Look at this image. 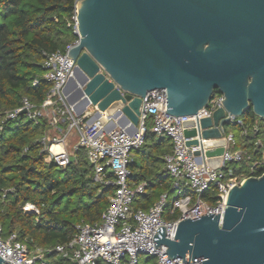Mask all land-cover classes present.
Here are the masks:
<instances>
[{"label": "water", "instance_id": "water-1", "mask_svg": "<svg viewBox=\"0 0 264 264\" xmlns=\"http://www.w3.org/2000/svg\"><path fill=\"white\" fill-rule=\"evenodd\" d=\"M74 14L77 43L67 58L75 68L64 92L72 86L77 96L68 109L93 108L98 118L118 103L109 118L136 130L149 93L163 92L167 115L181 118L218 92L221 107L200 122L203 139H221L247 110L264 122V0H79ZM223 151H207L209 165ZM219 224L209 213L180 221L172 240L160 226L152 240L183 264H264V172L229 189Z\"/></svg>", "mask_w": 264, "mask_h": 264}, {"label": "built area", "instance_id": "built-area-1", "mask_svg": "<svg viewBox=\"0 0 264 264\" xmlns=\"http://www.w3.org/2000/svg\"><path fill=\"white\" fill-rule=\"evenodd\" d=\"M72 20L75 34V14ZM76 43L77 41L68 46L65 53L44 55L41 79L51 85L46 98L39 106L24 98L20 107L0 114V131L7 121H14L20 115L34 123H38L39 119L47 120L50 130L39 142L52 162L65 168L70 163L69 158H75L76 150H84L88 162L94 167L93 180L113 187V194L109 197L108 207L100 224L78 223L74 227L75 233L71 240L54 248L30 249L25 241H17L16 233L4 237L0 226V257L4 264H138V256L144 255L154 258L155 264H183L180 260H169L165 247L155 249L152 238L158 227H165V237L172 240L178 223L184 219L191 220L209 213L219 214L220 226L229 189L245 179L232 176L230 169L226 174L222 171L228 163H238L244 157L249 159L245 152L233 149L236 142L232 133H225L219 140H205L202 137L200 122L210 118L213 112L221 107L222 97H213L209 104L194 116L172 118L165 112L164 93H149L142 99L141 115L133 135L128 134V130L133 128L129 123L124 127H110V118L105 116L106 113L98 118H95V111L74 115L73 107L67 108L64 89L75 68V64L67 58V51ZM38 82V79H35L33 85L36 86ZM23 111L25 113L22 114ZM148 118H151V132L171 142L172 153L163 159L165 170L172 180L171 190L176 192V195H183L172 198L168 205L169 196L164 194L148 210H134L133 199L144 193L145 183L134 185L129 182V155L132 150L142 145ZM63 121L65 127H61ZM185 122H192L193 125L184 126ZM186 130H193L195 135L186 138ZM245 134L246 130H243L240 136ZM72 140L75 142L70 152L67 146ZM187 141H196L197 144L188 147ZM256 145L261 147L260 143ZM218 147H223L224 151L217 157L218 165L213 167L207 162L205 153ZM195 151L200 155L195 156ZM262 153L264 158V149ZM105 173H110L113 179H105ZM211 191L215 192L214 204L207 203L202 197ZM14 192V188L2 190V199ZM21 209L24 213H39L36 206L31 204H26ZM175 215H178L176 219ZM47 256L54 257L52 262Z\"/></svg>", "mask_w": 264, "mask_h": 264}, {"label": "trees", "instance_id": "trees-1", "mask_svg": "<svg viewBox=\"0 0 264 264\" xmlns=\"http://www.w3.org/2000/svg\"><path fill=\"white\" fill-rule=\"evenodd\" d=\"M77 1L0 0V114L20 107L24 98L35 106L44 101L51 87L41 79L44 55L65 53L77 41L72 20ZM35 79L39 81L36 86ZM216 96L220 94L215 92ZM49 130L47 120L34 123L20 115L0 131L2 235L16 233L17 241H25L30 249L68 243L80 222L100 224L114 191L93 180L94 167L82 149L74 152V161L65 168L52 162L39 142ZM243 130L246 134L240 136ZM225 132L235 137L233 149L245 152L249 159L228 163L222 171L226 174L230 169L240 179L260 176L264 172V122L247 110L225 125ZM171 153L170 140L152 133L148 118L142 145L129 155V182L145 183L144 193L133 199L134 210H148L164 194L169 196L168 205L183 195L171 190L172 180L165 170L163 158ZM104 177L113 179L110 173ZM9 188L15 192L2 199V190ZM214 194L203 195V200L214 204ZM26 204L36 206L39 213H24L21 208ZM143 256H138V262ZM47 257L52 262L54 257ZM144 262L155 264V259L146 256Z\"/></svg>", "mask_w": 264, "mask_h": 264}, {"label": "crops", "instance_id": "crops-1", "mask_svg": "<svg viewBox=\"0 0 264 264\" xmlns=\"http://www.w3.org/2000/svg\"><path fill=\"white\" fill-rule=\"evenodd\" d=\"M64 95L66 96V99H67V104L68 105H70L71 103H73L75 100H76V96H77V89H75V88H72V86H69L68 88H67V90H65V92H64ZM75 106V105H74ZM74 106H73V114L74 115H79V113L82 111V106L80 107V106H78V107H76V108H74ZM94 110V109H93ZM93 110L91 109V108H89V109H87L86 111H88V112H93ZM105 116L106 117H110V114L109 113H106L105 114ZM110 121V122H109ZM119 121H121V123H122V119H120ZM118 120H114V122L113 121H111V119H109L108 120V123L110 124V127H112V128H114L115 126H117V127H119L118 125H119V122ZM116 122H117V125H116ZM126 125V124H125ZM124 125V126H125ZM120 127H122L121 125H120ZM134 132H135V130L133 129V128H130L129 130H128V134L129 135H133L134 134ZM74 139H75V137H73ZM164 159V158H163ZM164 161V160H163Z\"/></svg>", "mask_w": 264, "mask_h": 264}, {"label": "rangeland", "instance_id": "rangeland-1", "mask_svg": "<svg viewBox=\"0 0 264 264\" xmlns=\"http://www.w3.org/2000/svg\"><path fill=\"white\" fill-rule=\"evenodd\" d=\"M91 109L93 110V108H91ZM93 111H94V110H93ZM115 111H116V109H115V110L113 109L112 112H109L110 116L113 115V114L115 113ZM111 121L114 122L113 119H111ZM118 126H119V125H118ZM119 127H120V126H119ZM50 135H52V134H50ZM75 137H77V135H75ZM74 142H75V141L72 140L71 142L68 143L67 148H68V150H69L70 152H71V149H72V147H73V145H74ZM145 258H146V256H143L142 258H140L138 264H153L152 262L145 263V262H144V261H145Z\"/></svg>", "mask_w": 264, "mask_h": 264}, {"label": "bare ground", "instance_id": "bare-ground-1", "mask_svg": "<svg viewBox=\"0 0 264 264\" xmlns=\"http://www.w3.org/2000/svg\"><path fill=\"white\" fill-rule=\"evenodd\" d=\"M117 104H118V103H117ZM117 104H114V105L110 108V110H109L107 113L112 112L113 109L117 106Z\"/></svg>", "mask_w": 264, "mask_h": 264}]
</instances>
